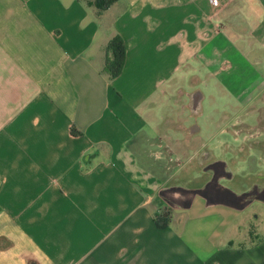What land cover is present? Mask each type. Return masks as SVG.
<instances>
[{
    "label": "crops",
    "instance_id": "1",
    "mask_svg": "<svg viewBox=\"0 0 264 264\" xmlns=\"http://www.w3.org/2000/svg\"><path fill=\"white\" fill-rule=\"evenodd\" d=\"M91 1L0 0V264H264V0Z\"/></svg>",
    "mask_w": 264,
    "mask_h": 264
},
{
    "label": "trees",
    "instance_id": "2",
    "mask_svg": "<svg viewBox=\"0 0 264 264\" xmlns=\"http://www.w3.org/2000/svg\"><path fill=\"white\" fill-rule=\"evenodd\" d=\"M117 0H92L91 3L98 11L108 9ZM126 55V48L123 39L119 35L112 37L105 47V60L103 66V72L109 75V77H117L124 66ZM155 224L158 227H166L169 223L168 213L156 214L154 216Z\"/></svg>",
    "mask_w": 264,
    "mask_h": 264
},
{
    "label": "rangeland",
    "instance_id": "3",
    "mask_svg": "<svg viewBox=\"0 0 264 264\" xmlns=\"http://www.w3.org/2000/svg\"><path fill=\"white\" fill-rule=\"evenodd\" d=\"M184 84H186V86L185 87H189V82H188V78L186 79V81L184 82ZM204 91L205 92H207L205 89H204ZM182 99L184 100V101H186V99L184 98V97H182ZM183 101V102H184ZM187 102V101H186ZM169 108V110L168 111H170V108H171V110H173L172 111V113L176 116L177 115V113L179 114L180 113V115L181 116H184L185 118L188 116V112H186L185 111V109L182 107V103L180 104V103H177V102H173V105L171 104V106L170 107H168ZM206 119V117L205 116H200L199 118H190V119H187V121H186V123H185V126H190V125H192L193 123H195L196 122V120H197V122H198V124L201 126V127H203V129H204V132H205V129H206V127H210L209 125H208V122L205 120ZM188 120H190V122H188ZM247 123L248 124H255L256 123V119L254 118V117H248L247 118ZM203 138L204 137H207L206 136V134L205 133H203ZM241 138H242V136H240Z\"/></svg>",
    "mask_w": 264,
    "mask_h": 264
},
{
    "label": "water",
    "instance_id": "4",
    "mask_svg": "<svg viewBox=\"0 0 264 264\" xmlns=\"http://www.w3.org/2000/svg\"><path fill=\"white\" fill-rule=\"evenodd\" d=\"M198 90H199V89H198ZM199 91H200V90H199ZM196 92H197V91H194V92L189 93V94L187 95V96L189 97V100H190V103H191V104H192V101H194V100L196 99V98L194 97V96H196V94H197ZM193 97H194L195 99L192 100ZM201 102H202V98H200V99L198 100V104H199V106L201 105ZM198 115H200V113H198V114H194L193 117H194V118H197ZM191 128H192V127H191Z\"/></svg>",
    "mask_w": 264,
    "mask_h": 264
},
{
    "label": "built area",
    "instance_id": "5",
    "mask_svg": "<svg viewBox=\"0 0 264 264\" xmlns=\"http://www.w3.org/2000/svg\"><path fill=\"white\" fill-rule=\"evenodd\" d=\"M213 4H217V0H211Z\"/></svg>",
    "mask_w": 264,
    "mask_h": 264
}]
</instances>
